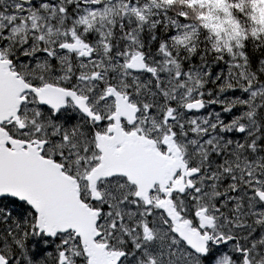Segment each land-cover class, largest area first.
Masks as SVG:
<instances>
[{"label":"snow or ice","instance_id":"6c2138e0","mask_svg":"<svg viewBox=\"0 0 264 264\" xmlns=\"http://www.w3.org/2000/svg\"><path fill=\"white\" fill-rule=\"evenodd\" d=\"M0 264H264V0H0Z\"/></svg>","mask_w":264,"mask_h":264}]
</instances>
